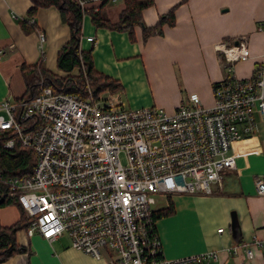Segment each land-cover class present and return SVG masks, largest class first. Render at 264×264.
I'll return each instance as SVG.
<instances>
[{
    "label": "built area",
    "instance_id": "obj_1",
    "mask_svg": "<svg viewBox=\"0 0 264 264\" xmlns=\"http://www.w3.org/2000/svg\"><path fill=\"white\" fill-rule=\"evenodd\" d=\"M77 1L86 7L95 0ZM26 22L34 24L33 16ZM216 48L228 75L213 85L209 107L194 92L167 113L55 94L48 87L29 99L0 101V134L8 133L2 148L18 145L34 155L28 174L0 170L3 194L15 196L30 219L25 233L49 241L66 235L72 248L105 257V264L217 260L218 251L164 257L153 207L157 196L214 193L223 172L235 167L232 143L253 133L255 113L264 119V61L250 77L237 78L229 64L249 57L247 41ZM254 186L264 196V179ZM254 248L264 250V228L260 236L231 243L224 251L251 259Z\"/></svg>",
    "mask_w": 264,
    "mask_h": 264
},
{
    "label": "crops",
    "instance_id": "obj_2",
    "mask_svg": "<svg viewBox=\"0 0 264 264\" xmlns=\"http://www.w3.org/2000/svg\"><path fill=\"white\" fill-rule=\"evenodd\" d=\"M31 0H0V101H16L25 94L21 66H41L58 76L76 74L57 68L58 49L69 39V28L54 6L38 8L33 16L36 28L29 32L26 21ZM100 6L101 15L112 22L123 9L122 0H95L86 8ZM173 9L172 24L157 22ZM143 25L131 32L96 27L89 14L82 18L80 48L90 51L93 69L120 85L114 94L99 98L128 107H158L167 113L188 94L198 95L201 104H212L213 85L228 75L224 55L216 46L231 47L245 39L249 57L236 61L231 71L237 78L250 77L264 61V0H153L142 9ZM143 26L155 33L143 41ZM39 33L43 40H39ZM88 37H93L89 42ZM253 133L232 143L235 167L225 170L221 186L209 195L177 193L165 198L172 213L156 221L163 256L182 258L218 251L217 260L199 264H264V250L254 248L251 259L232 257L224 251L231 243L260 236L264 228V196L255 181L264 179V119L255 113ZM20 217L11 204L0 208V224L9 226ZM232 222L235 224L231 231ZM223 228V233H217ZM17 244L25 251L0 264H105V257L93 258L71 247L66 235L46 240L38 233L17 231Z\"/></svg>",
    "mask_w": 264,
    "mask_h": 264
},
{
    "label": "trees",
    "instance_id": "obj_3",
    "mask_svg": "<svg viewBox=\"0 0 264 264\" xmlns=\"http://www.w3.org/2000/svg\"><path fill=\"white\" fill-rule=\"evenodd\" d=\"M123 9L118 14L117 20L112 22L105 19L100 13V6L97 8L81 7L77 0H31V7L28 16H34L38 8L54 6L58 9L61 20L69 28V39L57 51L56 64L61 71L70 73L77 68L76 74H67L64 77L58 76L45 70L39 59L32 66H21V72L25 79L26 91L21 99H29L37 95L41 87H48L55 94L72 93L82 99L91 96L98 99L104 93L114 94L120 89V85L108 77L93 69L90 51H83L80 48L82 18L89 14L92 23L96 27L109 28L118 31L131 32L135 25H143L141 11L150 6L153 0H122ZM174 19L173 9L160 17L157 27L166 22L172 24ZM23 29L27 32L36 28L35 24L28 25L21 20ZM155 28L143 26V41L155 33ZM8 137L7 132L0 134V170L6 174L25 175L32 171L34 155L27 149L15 146L11 150L2 148L3 141ZM7 189L0 184V208L7 205H17L20 209L19 219L12 225L3 226L0 224V263L22 253L25 248L16 242V233L28 226L30 219L21 209L15 196L4 195ZM172 213V203L168 199L167 206L155 212V219L158 220Z\"/></svg>",
    "mask_w": 264,
    "mask_h": 264
},
{
    "label": "rangeland",
    "instance_id": "obj_4",
    "mask_svg": "<svg viewBox=\"0 0 264 264\" xmlns=\"http://www.w3.org/2000/svg\"><path fill=\"white\" fill-rule=\"evenodd\" d=\"M121 160L122 162L124 161L123 155H121ZM165 198L161 197V196H157L156 197V204L153 206L154 208H159L162 207L163 205H165Z\"/></svg>",
    "mask_w": 264,
    "mask_h": 264
},
{
    "label": "water",
    "instance_id": "obj_5",
    "mask_svg": "<svg viewBox=\"0 0 264 264\" xmlns=\"http://www.w3.org/2000/svg\"><path fill=\"white\" fill-rule=\"evenodd\" d=\"M236 229H235V224L232 222V224H231V231H235ZM237 231V230H236Z\"/></svg>",
    "mask_w": 264,
    "mask_h": 264
}]
</instances>
